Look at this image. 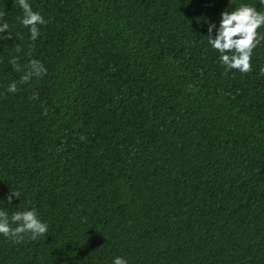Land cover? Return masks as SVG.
Instances as JSON below:
<instances>
[{"label":"trees","instance_id":"1","mask_svg":"<svg viewBox=\"0 0 264 264\" xmlns=\"http://www.w3.org/2000/svg\"><path fill=\"white\" fill-rule=\"evenodd\" d=\"M28 2L35 40L0 0V208L48 231L0 264H264V39L247 72L206 39L260 0Z\"/></svg>","mask_w":264,"mask_h":264},{"label":"clouds","instance_id":"2","mask_svg":"<svg viewBox=\"0 0 264 264\" xmlns=\"http://www.w3.org/2000/svg\"><path fill=\"white\" fill-rule=\"evenodd\" d=\"M23 15L19 18L21 25L28 28L29 38L35 40L39 35L38 25L45 23L43 16L33 11L28 0H17ZM260 7L264 6V0H260ZM257 8L256 5L246 3L231 11H222L220 13L218 25L208 24L207 31L212 32L216 29L215 37H206L208 44L219 53V61L227 69H237L241 72L250 70V58L253 48L264 39L257 29L264 26V11ZM9 25L7 22L0 23V33H8ZM17 58L13 57L14 68L20 71L21 66L16 63ZM46 69L37 60H30L24 74L19 82L28 81L32 76L42 75ZM16 84L10 82L7 91L15 92ZM35 98V97H33ZM13 198H19L18 191H9V194L0 200V205L4 203L11 204ZM48 231V224L39 218L35 209L15 211L9 216L8 212L0 208V235L12 239L19 243L27 236L30 239H36ZM112 264H128L127 259L121 256H115Z\"/></svg>","mask_w":264,"mask_h":264}]
</instances>
